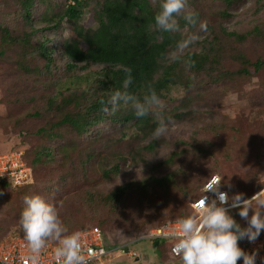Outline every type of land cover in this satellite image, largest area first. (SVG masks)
Masks as SVG:
<instances>
[{
  "label": "trees",
  "instance_id": "obj_1",
  "mask_svg": "<svg viewBox=\"0 0 264 264\" xmlns=\"http://www.w3.org/2000/svg\"><path fill=\"white\" fill-rule=\"evenodd\" d=\"M255 1V12L261 13L264 1ZM14 3H17L14 26L0 23V59L10 50L21 49L17 59L11 58L18 73L32 79L34 85L39 84L44 91L42 96L33 94L29 98L39 105L32 116L42 118L54 113L58 117L37 130L40 140L29 163L32 173H35L34 180L37 177L39 184L42 180L44 183L43 170L55 168L57 177L55 180L47 179L45 190L57 197L60 196L57 191H67L68 186L78 189L86 183L82 198L88 210L91 214L105 216L100 221L98 219V225L78 228L98 226L107 247L114 243L106 229L114 232L126 227L129 231H138L144 209L160 207L159 201L164 202V207L177 205L173 195L176 191L181 196L179 204L181 200L190 199L189 210L181 209L180 216L170 220L195 214L191 203L202 195L209 178L205 182L200 181L198 186L202 191L193 195V183L197 180L189 172L187 162L190 160L188 154L196 156L204 151L195 142L201 129L194 127L195 135L187 141H177L184 143V148L168 151L143 176L130 178L108 192H102L100 185L120 175L122 166H144L147 164L144 151L156 153L163 144L167 147L168 142L152 139L151 134L156 127L152 115L138 119L131 107H122L114 115L106 114L99 100H107L117 89L123 90L126 73L117 67L123 65L132 70L133 82L128 91L142 96L151 85L166 104V118L184 120L200 117V104L205 99L204 93L197 91L199 81L215 85L225 82L237 84L261 74L264 58L258 56L253 60L241 46L253 40L261 47L259 51H264V17L253 20L244 31L229 30L223 25L219 30L207 28L211 33H201L202 39L186 51L184 58L194 61V67L186 70L182 61L168 63L165 60V55L182 37L180 33L162 32L154 27V15L159 11L160 0H14ZM89 8L92 11L87 28L79 26L77 32L72 29L74 36L59 41L55 39L64 20L76 26ZM191 11L198 13L201 19V13L194 6ZM221 14L231 17L227 9ZM178 21L183 28L185 21L182 17H178ZM93 24L97 27L92 28ZM193 30L196 29L189 28V31ZM57 49L59 56L55 55ZM226 59L235 67L229 68L225 64ZM176 85L182 86L185 94L170 101L165 91ZM193 103L197 106L193 107ZM208 124L206 129L211 131L224 129L215 121ZM87 133H92L88 143L85 141ZM148 139L145 144L143 140ZM99 144L110 147L112 151L95 153L94 145ZM92 171L99 172L97 178L88 177ZM13 182L10 177L3 178L0 188L20 189L33 183L16 186ZM224 182L221 179V187L231 196L230 191L236 187L229 189V184ZM261 188L244 198L249 199ZM132 209H138V212L133 214ZM114 214H119V219L110 227V216ZM5 235L7 233L1 234L0 240ZM259 239H264V233ZM161 242V258L166 259L163 257L165 249L170 256L179 258L172 255L170 241L156 240L153 244L157 246ZM247 244V240L240 242L243 249Z\"/></svg>",
  "mask_w": 264,
  "mask_h": 264
},
{
  "label": "rangeland",
  "instance_id": "obj_2",
  "mask_svg": "<svg viewBox=\"0 0 264 264\" xmlns=\"http://www.w3.org/2000/svg\"><path fill=\"white\" fill-rule=\"evenodd\" d=\"M16 5L17 3L15 4L14 0H0V23L14 26ZM193 6L201 13L200 20L207 22V28L212 27L215 30H219V27L223 25L229 30L244 31L252 25L253 20L264 17V9L261 13L255 12V0H232L230 2L228 0H188V10H192ZM224 9H227L231 17L222 16L221 12ZM91 11L92 8L85 10L83 18L76 26L64 20L57 31L55 39L59 41L74 36L73 31L77 32L79 26L87 28ZM96 27V24L92 25V28ZM206 33L211 32L207 29ZM258 46L253 40H249L241 48L255 60L258 56L264 58V51H259L261 47ZM20 51L21 49L15 48L8 51L0 59V155L7 153L15 155V160L18 162L15 167L17 172H15V176L24 178L20 184V181L17 182L18 184L13 182L16 186L33 183L20 189L0 188V235L12 231L14 227L18 229V218L24 207L23 197L26 194L38 193L55 204L63 222L67 226H74L70 230L82 229L78 228L81 226L98 225V219L100 221L105 215L91 214L88 210L82 198L86 183L80 185L78 189L68 186L67 191H57L56 193L60 194L57 197L55 193L52 194L45 190L47 179L55 180L57 177L56 174L58 173L55 168L43 170L44 183L42 180L39 184L37 177L34 180L35 173H32L29 163L32 161L33 150L40 140L37 130L46 126L49 120H56L58 117L54 113L47 114L42 118L32 116L33 111L39 105L29 100V98L33 94L42 96L44 91L39 84L35 86L31 78L29 80L28 77H21L22 74L18 73L11 58L17 59ZM56 51L55 55L59 56V49ZM225 64L229 68L235 67L229 59L225 60ZM197 91L203 92L205 99V102L200 104V117H187L184 120L171 118L172 124L168 134L160 139L167 141L168 146L163 147L166 146L163 144L153 154L144 151L147 160V164H144V166H122L120 175L109 181V183L100 185V188L104 190L102 192H108L115 185L130 178L143 176L168 151L174 148H184L185 144L177 141H187L191 135H195L194 127L201 129L199 135L195 137V142L197 145H201L204 151L196 156L188 154L190 157L187 162L189 172L197 180V183H193V187H195L193 195L202 191V187L199 188L198 186L200 181L205 182L213 175L219 176L220 180L225 181V185L229 184L231 187H236L234 191H230L231 195L242 193L247 196L249 193L252 194V191H257V188L262 186L260 190L264 188V68L261 74L237 84L225 82L215 85L199 81ZM165 94L171 98L170 101H175L184 96L185 90L182 86L176 85L171 86L165 91ZM193 97L196 98L194 93ZM192 106L196 107L197 104L193 103ZM107 121L105 120V123ZM211 121H215L224 129L219 131L206 129ZM202 127L205 129H202ZM91 134L87 133L85 135L87 143L92 138ZM148 141L149 139L143 140L145 144ZM94 151L97 154L98 152L106 154L112 150L110 147L105 148L103 144H99L96 147L94 145ZM20 169H24L23 175H21ZM98 175V171H92L88 177L97 178ZM173 195L176 197L177 205L164 207V202L159 201L160 207H146L144 209L140 217V229L138 231H129L126 227L114 232L106 229V233L113 240L114 244L111 245V248L114 249L105 264H149V258H151V264H181L180 259L170 256L167 249L164 250L163 256L166 259L161 258L160 253L163 244L161 242L155 246L153 241H161L162 239H138L148 229L179 217L182 213L181 209L189 210L190 199L181 200V204H179L180 193L176 191ZM258 198H264V194L259 195ZM253 207H256L255 201H253ZM132 211L134 214L138 212V209H132ZM237 211L232 212L235 219L241 224H246V221L239 217ZM251 215L252 211L250 210L249 216ZM137 216L139 218V215ZM110 217L109 226L111 227L115 221H118L119 214ZM3 237H6V235ZM20 238L23 239V236ZM126 245L130 246L131 251L136 252L135 256L129 254V251H124ZM91 264L100 263L95 261Z\"/></svg>",
  "mask_w": 264,
  "mask_h": 264
},
{
  "label": "clouds",
  "instance_id": "obj_3",
  "mask_svg": "<svg viewBox=\"0 0 264 264\" xmlns=\"http://www.w3.org/2000/svg\"><path fill=\"white\" fill-rule=\"evenodd\" d=\"M187 4L188 0H160L154 27L162 32L181 34L182 38L165 55V60L168 63L182 61L189 70L194 67V61L184 58L185 53L202 39L201 33L207 31L208 25L199 19L198 13L188 10ZM178 17L185 21L183 28ZM189 28L198 30L189 31ZM117 67L126 73L123 90L111 92L107 100L101 98L102 111L114 115L122 107H131L138 119L152 115L156 122L152 139L160 140L168 134L172 124L171 118L164 116V100L151 85L142 96L128 91L133 82L132 70L123 65ZM228 187L230 189L231 185ZM260 193L264 190L250 199H245L242 193L230 196L228 191L221 190L220 178L211 176L204 186L203 197L195 205L196 213L180 217L176 221L178 227L167 234L166 238L174 241L172 253L179 257L181 264H237L241 260L242 264H257V253L245 251L240 242L247 240L254 244L264 233V198H258ZM23 205L18 227L29 249L25 264H41V256L45 254L47 244L52 242L56 245V264H91L86 253L91 257L92 250L85 248L80 231L70 230L63 222L55 204L37 193L24 195ZM232 210H238L237 214L246 224L239 223L231 214ZM126 247L130 252V246ZM107 260L109 257L102 264Z\"/></svg>",
  "mask_w": 264,
  "mask_h": 264
},
{
  "label": "built area",
  "instance_id": "obj_4",
  "mask_svg": "<svg viewBox=\"0 0 264 264\" xmlns=\"http://www.w3.org/2000/svg\"><path fill=\"white\" fill-rule=\"evenodd\" d=\"M15 158L16 157L13 153H7V154L0 155V181L3 178L10 177L13 179L15 183L19 181H20L19 184L22 183L24 178L22 176H19V177L15 176V172H16L15 167L18 164ZM9 163H12V164H9ZM19 171L21 175H23L24 169H20ZM213 176H217V175H213ZM221 190L226 191L222 187H221ZM262 190H264V188ZM260 191H258L257 193H259ZM257 193H255L253 196H255ZM261 194H264V193H260L259 195ZM203 195H204V187H203L202 195L191 203V206L196 211L197 209L195 205L199 203ZM208 195L212 196L211 193H208ZM176 221L177 220H168L160 226L152 227L147 232L142 234L138 239H143V240L162 239V240L170 241L172 243L170 246V251H171L174 241H171L167 239L166 237H167V234L171 232L173 228L178 227V224L176 223ZM78 231L81 232L82 243L84 244L85 248H90L92 250L91 257H89L86 253V258H89L91 260V263L95 261H98L100 264L104 263L105 259H108L109 255L111 254L114 248H111V246L107 247L105 245V240H104L101 229L98 226H90V227L79 229ZM22 236L23 235L19 227L18 229L14 227L12 231H9L7 233L6 237H3L0 240V264H25V261L29 253V249L27 248V242L24 240V238L23 239L20 238ZM55 247L56 245L54 242L47 244L44 250L45 254L41 256V264H56V260L54 257ZM116 247L117 248L120 247L121 249L120 245L119 247L118 246ZM245 250L250 253L255 251L257 253V264H264V239L258 238V240L254 244L248 242ZM129 253L132 255H135L134 251H130ZM172 255L175 256L173 253ZM239 264H242V260L240 261Z\"/></svg>",
  "mask_w": 264,
  "mask_h": 264
},
{
  "label": "water",
  "instance_id": "obj_5",
  "mask_svg": "<svg viewBox=\"0 0 264 264\" xmlns=\"http://www.w3.org/2000/svg\"><path fill=\"white\" fill-rule=\"evenodd\" d=\"M124 251H126V252L129 251V248L128 247L124 248Z\"/></svg>",
  "mask_w": 264,
  "mask_h": 264
}]
</instances>
